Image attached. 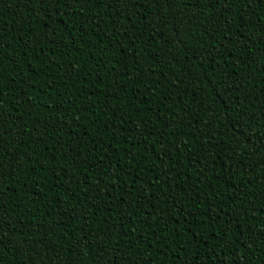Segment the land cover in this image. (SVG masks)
<instances>
[{"label":"trees","instance_id":"trees-1","mask_svg":"<svg viewBox=\"0 0 264 264\" xmlns=\"http://www.w3.org/2000/svg\"><path fill=\"white\" fill-rule=\"evenodd\" d=\"M262 139L264 0H0V264H264Z\"/></svg>","mask_w":264,"mask_h":264},{"label":"snow or ice","instance_id":"snow-or-ice-1","mask_svg":"<svg viewBox=\"0 0 264 264\" xmlns=\"http://www.w3.org/2000/svg\"><path fill=\"white\" fill-rule=\"evenodd\" d=\"M72 0H65V3H71ZM76 2H80V0H76ZM165 2L168 4L170 7H175L177 0H165ZM218 2H223V0H218ZM200 4V0H197V6ZM261 146L264 147V139L261 141ZM2 166V165H0ZM146 191V190H145ZM0 244H3V240H0Z\"/></svg>","mask_w":264,"mask_h":264}]
</instances>
